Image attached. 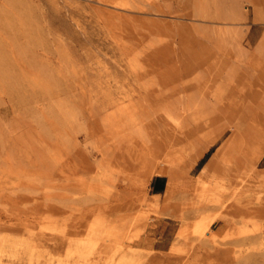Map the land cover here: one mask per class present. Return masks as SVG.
Instances as JSON below:
<instances>
[{
    "label": "rangeland",
    "instance_id": "rangeland-1",
    "mask_svg": "<svg viewBox=\"0 0 264 264\" xmlns=\"http://www.w3.org/2000/svg\"><path fill=\"white\" fill-rule=\"evenodd\" d=\"M262 120L264 0H0V263L264 264Z\"/></svg>",
    "mask_w": 264,
    "mask_h": 264
},
{
    "label": "bare ground",
    "instance_id": "bare-ground-1",
    "mask_svg": "<svg viewBox=\"0 0 264 264\" xmlns=\"http://www.w3.org/2000/svg\"><path fill=\"white\" fill-rule=\"evenodd\" d=\"M237 103V102H236ZM227 111V110H226ZM254 116V115H253ZM256 117V116H255ZM255 117H253V120L255 119L256 120V118ZM204 119V118H203ZM260 121V120H259ZM262 121H264V120H262ZM258 122V121H257ZM256 122V123H257ZM234 123V122H233ZM256 123H255V125H256ZM259 123V122H258ZM261 123V122H260ZM262 123H264V122H262ZM249 124V123H248ZM237 124L235 123V125L234 126H236ZM251 127V125L249 124L248 125V128H250ZM262 126H264V125H262ZM252 127H253V124H252ZM255 128V127H254ZM254 128H252L253 130H252V132H248V133H245V138L243 139V141L242 140H236V137L237 136H239L238 134H239V132H238V130H235V132H233V136H232V138L231 139H229V140H227V142L223 145V147H221V152H223V154H226V153H228V152H230V151H237V152H239V153H241L240 155H242V150H244V148H246V147H248V146H250L249 145V143L250 142H253L254 141V138H255V136H254V130L256 129H254ZM259 128H261V125H260V127ZM251 129V128H250ZM259 130V129H258ZM214 131V130H213ZM246 131H248V130H246ZM257 131V130H256ZM255 131V132H256ZM262 131H264V130H262ZM245 132V131H244ZM243 133V132H242ZM261 132H259V134H260ZM257 134V133H256ZM153 135H155V134H153ZM243 135H244V133H243ZM261 135H262V133L260 134V135H258L259 137H261ZM259 137H257L256 136V139H258ZM261 140H256L257 141V143H258V141H262V144H264V139H262V137L260 138ZM130 140H132V139H130ZM159 141V140H158ZM157 142V141H156ZM160 142V141H159ZM131 143V142H130ZM158 143V142H157ZM260 143V142H259ZM122 144V143H121ZM160 144V143H159ZM252 145V144H251ZM137 146V145H136ZM170 146V145H169ZM222 146V145H221ZM253 146V145H252ZM251 146V147H252ZM261 146V145H260ZM258 147H259V145H258ZM178 148V147H177ZM261 147H259L258 149H260ZM149 149V148H148ZM140 150V149H139ZM142 150V149H141ZM168 151H170V150H168ZM247 150H245V152H246ZM262 151H264V149H262ZM146 152V151H145ZM174 152V151H173ZM181 152V151H180ZM179 152V153H180ZM175 153H177V152H175ZM231 153V152H230ZM258 153H260V154H262L260 151L258 152ZM148 154H150V152L148 153ZM169 154V153H168ZM247 154V153H246ZM245 154V156H247ZM138 155H139V153H138ZM164 155H166V154H164ZM170 155V154H169ZM178 155V154H177ZM239 155V156H240ZM182 156V155H181ZM185 156V155H184ZM143 157H145V155L143 156ZM164 157H166V156H164ZM163 157V158H164ZM168 157V156H167ZM172 157V156H171ZM183 157V156H182ZM241 157V156H240ZM244 157V156H243ZM180 158V157H179ZM184 158V157H183ZM232 158V157H231ZM140 159V158H139ZM146 159V158H145ZM144 159V160H145ZM224 159V158H223ZM165 160V159H164ZM174 160V159H173ZM152 161V160H151ZM177 161V160H176ZM180 161V160H179ZM225 161V160H224ZM243 161V160H242ZM167 162V161H166ZM148 163V162H147ZM154 163V162H153ZM173 163V162H172ZM171 163V164H172ZM145 164V163H144ZM153 167V170H152V173H156V174H163V173H165V172H168V170H169V167L167 166V165H163V166H161V168L160 169H157V168H155V165H153V164H151V162H150V164H148V167ZM213 166V165H212ZM242 167V166H241ZM173 169V168H172ZM172 179V175H170L169 176V182H168V184H170V180ZM196 185V184H195ZM215 206V205H214ZM223 206V205H222ZM209 221H207L206 220V222L204 223V224H202V226H201V230H204V231H207L208 229V226H209ZM211 232V231H210ZM1 261V260H0ZM0 264H2V263H0Z\"/></svg>",
    "mask_w": 264,
    "mask_h": 264
},
{
    "label": "crops",
    "instance_id": "crops-1",
    "mask_svg": "<svg viewBox=\"0 0 264 264\" xmlns=\"http://www.w3.org/2000/svg\"><path fill=\"white\" fill-rule=\"evenodd\" d=\"M262 162H264V157L261 159ZM167 189V181L166 179L161 176H155L152 177L148 184V191L150 192V195L152 196H162Z\"/></svg>",
    "mask_w": 264,
    "mask_h": 264
}]
</instances>
